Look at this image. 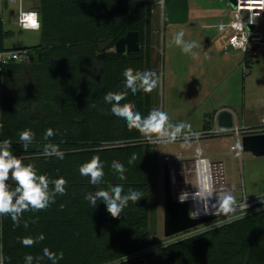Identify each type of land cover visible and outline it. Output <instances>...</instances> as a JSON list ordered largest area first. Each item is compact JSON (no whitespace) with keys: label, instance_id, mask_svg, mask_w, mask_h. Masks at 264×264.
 <instances>
[{"label":"trees","instance_id":"1","mask_svg":"<svg viewBox=\"0 0 264 264\" xmlns=\"http://www.w3.org/2000/svg\"><path fill=\"white\" fill-rule=\"evenodd\" d=\"M173 0H166V5ZM41 40L30 47L29 62L8 65L0 81V140L13 142L12 152L50 179L63 177L64 195L54 194L46 209L27 210L19 224L0 215L4 264H52L44 249L59 253V264H145L155 239L150 230V166L155 149L151 133L127 127L113 118L116 105L105 97L126 96L119 105H135L142 117L153 104L151 92L132 96L123 75L153 70L154 0H39ZM166 15V14H165ZM166 22L167 15H166ZM129 31L140 33L137 52H118L119 39ZM13 34L0 19V50ZM253 62V50L245 52ZM210 125L205 121L204 127ZM51 128L54 135L45 137ZM31 129L34 140L25 150L19 133ZM56 145L64 158L45 156L44 148ZM94 158L104 165V180L93 188L79 169ZM123 164L126 179L112 171ZM14 188V181H9ZM117 184L139 191L118 217L99 203L93 210L86 198L107 192ZM52 186L50 185V188ZM45 239L31 246L21 241ZM162 264H264V209L224 222L161 248Z\"/></svg>","mask_w":264,"mask_h":264},{"label":"rangeland","instance_id":"2","mask_svg":"<svg viewBox=\"0 0 264 264\" xmlns=\"http://www.w3.org/2000/svg\"><path fill=\"white\" fill-rule=\"evenodd\" d=\"M189 4L190 17L187 22L169 23L166 22L165 15L166 0H154L152 73H155L159 80L157 87L152 90L151 112L156 109L166 112L169 125L174 126L181 122L190 125V128L183 129L181 133L200 129L205 121L213 125L212 108L221 103L239 105L237 114L241 126L243 110L252 120L263 122L264 55H260L255 62L252 61L250 66H243L244 69L237 63L231 69V62H239L234 51L211 44V35L215 34L216 30H221L220 23L226 21L232 12L230 0H189ZM39 5V0H23L24 9H39ZM19 7L20 2H14L6 8L3 0H0V19L7 30L13 31L5 40L7 48H30L41 40L40 29H23L18 26ZM261 29L264 33V23ZM181 31L184 33L185 42L196 43L191 53L183 52L181 46L174 42V36ZM227 35L226 33V40ZM242 72L246 75L245 80L242 78ZM212 81L213 86L217 81L220 82L213 87ZM171 130L168 129L169 132ZM151 138L155 154L150 166V230L155 243L151 246L152 251H146L148 255L144 262L162 264L159 248L162 243L180 240L196 233L192 229L172 237L165 236V157L169 155L176 160L178 152L181 151L194 154L195 147H189L195 146V142L181 140L165 143L160 141V135L155 132L151 133ZM219 139L224 151H231L232 144L237 145L234 135L221 136ZM222 159L228 182H236L240 189L244 187L248 196L264 192V156H256L242 148L240 152L239 149L234 150L233 155L226 152ZM192 160L194 159L177 160L180 188L193 189L196 185ZM216 224L211 222L202 228L207 230Z\"/></svg>","mask_w":264,"mask_h":264},{"label":"clouds","instance_id":"3","mask_svg":"<svg viewBox=\"0 0 264 264\" xmlns=\"http://www.w3.org/2000/svg\"><path fill=\"white\" fill-rule=\"evenodd\" d=\"M37 13L27 15V20L24 24L25 28L39 29L40 23L37 19ZM251 22V21H249ZM184 33L181 31L174 36V42L181 46V50L185 53H191L196 47V43L185 42L183 39ZM193 55H195L193 53ZM150 71L133 74L126 72L123 75L124 88L132 96H135L138 91L151 92L158 85V77ZM126 96L108 95L105 97V103L116 105L112 108L111 115L117 120L124 121L129 128H137L146 135L150 133H158L162 137H167L174 141L178 134L185 128H190L181 122L176 125H169L168 115L166 112L159 109L153 110L146 117H142L139 111H135V105H128L120 108L119 105L126 99ZM167 125V127H166ZM168 129H172L170 132ZM54 131L49 128L45 137H51ZM35 133L31 129H25L19 133V142L23 143V148L26 150L29 144L34 140ZM13 142L9 139L0 140V215H10L14 224L18 225L20 216L27 210L46 209L50 202H54L53 195L66 193L67 181L63 177L50 179L44 174H39L32 164H25L22 157L14 155L12 152ZM44 155H55L59 159L64 158V152L56 145H48L44 148ZM104 165L99 161V158H94L91 162H85L80 166L82 176L89 179L93 188H98L104 180ZM112 171L119 173L121 180L126 179L124 175L126 169L123 164L115 163L112 165ZM14 181L15 187L11 188L9 181ZM50 185L52 186L50 188ZM142 197V194L134 189L124 191L122 184H117L109 188L107 192L98 191L94 196L86 198V202L94 210L99 203H103L106 210L113 216L118 217L123 210L128 206L129 201L137 202ZM231 197H225L224 204L227 206ZM219 227V225H217ZM45 239L43 233L38 237L25 238L21 243L25 246H31L38 241ZM43 255L52 262L59 264V260L63 259V252H53L48 248L44 249ZM34 258L31 254L25 256V264H33ZM0 264H4V260L0 257Z\"/></svg>","mask_w":264,"mask_h":264},{"label":"built area","instance_id":"4","mask_svg":"<svg viewBox=\"0 0 264 264\" xmlns=\"http://www.w3.org/2000/svg\"><path fill=\"white\" fill-rule=\"evenodd\" d=\"M3 0V5H4ZM10 3L20 2L17 15V24L20 28L26 29L24 24L28 22L27 15L37 13V19L41 29V13L38 9H24L23 0H7ZM5 7V6H4ZM251 21V22H249ZM264 23V0H237L236 7L233 8V17L225 25L227 40L226 49L239 50L243 53L258 46H264V33L261 25ZM252 27V28H251ZM31 29V28H27ZM38 30V29H34ZM31 51L27 47L7 48L0 50V81L5 68L12 63L29 62ZM227 108L218 110L213 115V125L197 131H190L178 134L174 141H193L195 142L194 152V172L196 185L193 189H184L179 187L178 171L175 166V160L170 156L165 157V162L169 166L170 179L172 184L173 197L179 202H187L190 215L192 217L216 216L214 221L217 225L237 218L245 217L249 214L264 209V193L257 196H248L244 187L240 189L237 183H230L225 174L223 162L213 161L206 156L203 147V141L210 138H217L226 135H234L237 145L232 144L231 150L242 149V138L249 134L264 133V121L261 124L253 126L239 125L237 114L228 109L233 114V124L230 127L220 125L219 115ZM161 142H170L167 137L160 136ZM231 197L228 205L224 204L225 197ZM199 233L204 231L202 226L193 229ZM195 233V234H196ZM167 243H162L160 249ZM151 249V250H150ZM150 247L146 251H152ZM0 257L3 258L2 242V224L0 223ZM112 261L108 264H115L120 261Z\"/></svg>","mask_w":264,"mask_h":264},{"label":"water","instance_id":"5","mask_svg":"<svg viewBox=\"0 0 264 264\" xmlns=\"http://www.w3.org/2000/svg\"><path fill=\"white\" fill-rule=\"evenodd\" d=\"M237 0H230L233 8ZM7 0L4 6L7 7ZM189 0H173L166 6V15L169 23H184L189 19ZM42 19V16H41ZM252 28V27H251ZM141 48L140 33L129 31L116 43L115 49L118 52H137ZM220 125L230 127L233 124V114L225 109L219 115ZM242 148L252 152L256 156H264V133L249 134L242 138ZM216 216L192 217L187 202H179L173 197L172 184L168 164L164 170V232L166 237L196 229L200 226L214 222Z\"/></svg>","mask_w":264,"mask_h":264},{"label":"crops","instance_id":"6","mask_svg":"<svg viewBox=\"0 0 264 264\" xmlns=\"http://www.w3.org/2000/svg\"><path fill=\"white\" fill-rule=\"evenodd\" d=\"M189 17H190V9H189ZM232 17H233V9H232V12L230 13V16L227 18V20L224 21L223 23H220L221 30H216L215 34L211 35V37H212L211 38L212 46L213 45L222 46L223 48L226 49V47H225L226 46V36H225L226 28H225V25L230 22ZM214 26H216V25L214 24ZM252 50H253V55L255 56L253 58L254 62L260 55H264V46L254 47V48H252ZM233 51L235 53L234 54L235 57L237 58V60H239V62H231V65H232L231 69H233L235 67V63L239 64V66H241L242 69H244L243 66H247L246 63H245V55L246 54L241 52V51H239V50H233ZM243 72H245V71H243ZM243 72H242V74H243L242 78H243V80H245V76L246 75ZM221 74H223V72H221ZM219 82L220 81H217V83H215V85L213 86V81H212V86L213 87L217 86ZM244 105L245 104L243 103V108H244ZM238 106L239 105H237V104L221 103V104L215 105V107H213L212 110H214L213 113L215 114L218 110L223 109V108H227V109H231L232 111H234L237 114V107ZM242 112H243V119H242L243 120V124L242 125H244V126H253V125H258V124L262 123V121H254V120H252L246 114V111L243 110ZM237 118H238V114H237ZM263 119L264 118H262V120ZM238 121H239V118H238ZM202 128H204V124H203V126L200 129H197V130H201ZM197 130H193V131H197ZM188 132H190V131H188ZM203 146H204V152H205L206 156H208L209 158H211L213 161H216V162H223L222 158H223V156H224V154L226 152L231 154V155H233V150H231V151H224L223 150L222 142L220 141L219 137L210 138V139L204 140L203 141ZM194 147L195 146L191 145L189 148H194ZM230 148H231V146H230ZM166 156H169V155H166ZM176 158L177 159L175 160V166H176V163H177L178 159H181L183 161H184V159H187V158L188 159H190V158L194 159V154L193 153L185 154L184 152L181 151V152H178V155L176 156ZM192 162H193V170H194V160H192ZM164 164L166 165V162ZM225 174H226V170H225ZM226 177H227V175H226ZM255 196H257V195H255Z\"/></svg>","mask_w":264,"mask_h":264},{"label":"snow or ice","instance_id":"7","mask_svg":"<svg viewBox=\"0 0 264 264\" xmlns=\"http://www.w3.org/2000/svg\"><path fill=\"white\" fill-rule=\"evenodd\" d=\"M28 19V18H27Z\"/></svg>","mask_w":264,"mask_h":264}]
</instances>
